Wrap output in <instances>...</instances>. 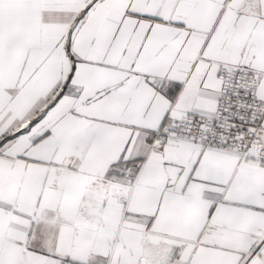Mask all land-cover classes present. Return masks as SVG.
<instances>
[{"label": "snow or ice", "instance_id": "obj_1", "mask_svg": "<svg viewBox=\"0 0 264 264\" xmlns=\"http://www.w3.org/2000/svg\"><path fill=\"white\" fill-rule=\"evenodd\" d=\"M0 264H264V0H0Z\"/></svg>", "mask_w": 264, "mask_h": 264}]
</instances>
